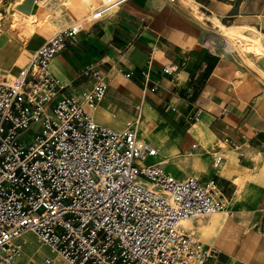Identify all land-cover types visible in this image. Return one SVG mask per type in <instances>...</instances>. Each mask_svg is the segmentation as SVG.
<instances>
[{
  "label": "crops",
  "instance_id": "0c3cea01",
  "mask_svg": "<svg viewBox=\"0 0 264 264\" xmlns=\"http://www.w3.org/2000/svg\"><path fill=\"white\" fill-rule=\"evenodd\" d=\"M193 1L203 18L180 3L127 0L104 19L85 24L49 71L67 85L63 95L80 98L94 84L83 71L97 65L108 87L94 122L115 131L137 122L139 139L157 150L153 163H162L176 179L213 180L225 208L187 230L220 251L217 264H264V55L246 63L227 50L221 36L224 26L264 36V0ZM99 3L0 0V75H17L54 35L48 24L54 13L79 22ZM12 16L32 19L33 32H15ZM149 57L145 88L141 72ZM165 66L175 74H163ZM196 109L200 120L189 126L187 117ZM16 243L22 250L18 264H67L31 233Z\"/></svg>",
  "mask_w": 264,
  "mask_h": 264
},
{
  "label": "built area",
  "instance_id": "2783aa9c",
  "mask_svg": "<svg viewBox=\"0 0 264 264\" xmlns=\"http://www.w3.org/2000/svg\"><path fill=\"white\" fill-rule=\"evenodd\" d=\"M126 1L100 0L79 22L54 13V35L17 75H0V264H18L16 240L25 233L67 264H217L220 251L181 224L225 208L215 182L176 179L162 163L145 164L157 150L139 139L137 122L122 131L97 125L93 113L108 87L97 65L83 71L94 84L80 98L63 95L67 85L50 74L66 42ZM201 114L194 110L189 126Z\"/></svg>",
  "mask_w": 264,
  "mask_h": 264
},
{
  "label": "rangeland",
  "instance_id": "374dc122",
  "mask_svg": "<svg viewBox=\"0 0 264 264\" xmlns=\"http://www.w3.org/2000/svg\"><path fill=\"white\" fill-rule=\"evenodd\" d=\"M42 1H45V0H42ZM56 1L59 4L62 0H56ZM192 7L194 8L196 6H192ZM32 23H33L32 19L25 21V20L20 19L17 16L11 17V28L17 33L27 32L28 34H31L34 30ZM223 24L227 25L226 23H223ZM238 31H240L242 34H237L234 30L227 34L226 33L222 34L220 30L218 32L221 33L222 39L225 40L228 47H230L234 52L241 55V57L243 58L244 61H246V63H249L247 58H249L250 60L252 55H255V56L264 55V36L258 33H252L245 28L238 29ZM257 37H261V42L258 40ZM151 163H153L152 158L147 159L145 161V164H151ZM202 221H203L202 219H197L192 222L190 221L185 226V228L188 229L189 231H194V228H193L194 224L197 223L201 225ZM33 264H37V262L34 261Z\"/></svg>",
  "mask_w": 264,
  "mask_h": 264
},
{
  "label": "bare ground",
  "instance_id": "6f19581e",
  "mask_svg": "<svg viewBox=\"0 0 264 264\" xmlns=\"http://www.w3.org/2000/svg\"><path fill=\"white\" fill-rule=\"evenodd\" d=\"M191 6H196V7H198L197 6V4L193 1V2H191V3H188L187 5H186V7L189 9V11L191 12V13H194V14H196V15H198V16H200V17H202V15H200L199 13H197ZM203 18V17H202ZM244 29V28H243ZM248 30H253V29H248ZM223 31H224V33H230V32H232L233 31V28H230V27H223ZM254 31V30H253ZM257 33V32H256ZM256 35V34H255ZM258 38V40L261 42V37H257ZM227 50H230V49H228V46H227ZM189 223V221H183L181 224L185 227L187 224Z\"/></svg>",
  "mask_w": 264,
  "mask_h": 264
}]
</instances>
